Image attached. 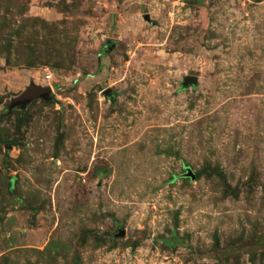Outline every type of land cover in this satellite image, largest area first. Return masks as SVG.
Returning a JSON list of instances; mask_svg holds the SVG:
<instances>
[{"label": "rangeland", "instance_id": "374dc122", "mask_svg": "<svg viewBox=\"0 0 264 264\" xmlns=\"http://www.w3.org/2000/svg\"><path fill=\"white\" fill-rule=\"evenodd\" d=\"M0 264H264V0H0Z\"/></svg>", "mask_w": 264, "mask_h": 264}, {"label": "water", "instance_id": "95a60500", "mask_svg": "<svg viewBox=\"0 0 264 264\" xmlns=\"http://www.w3.org/2000/svg\"><path fill=\"white\" fill-rule=\"evenodd\" d=\"M196 82V78L195 76H186L182 82L183 86H186L187 84L190 83H195ZM110 92V89H107L105 91V94H108ZM27 100L32 99V98H36V97H41L44 98L45 100H47L48 96H49V88H40V87H34V91L30 94H27ZM185 175H189L192 179L194 178V174L191 172V170L189 168H186V172ZM123 231V229H122Z\"/></svg>", "mask_w": 264, "mask_h": 264}, {"label": "trees", "instance_id": "16d2710c", "mask_svg": "<svg viewBox=\"0 0 264 264\" xmlns=\"http://www.w3.org/2000/svg\"><path fill=\"white\" fill-rule=\"evenodd\" d=\"M35 60L33 58H29V61L26 62L27 65L29 66H34L35 65ZM43 100H45L44 98H42ZM9 113V112H7ZM203 169H199L196 173H195V177H199L200 173H202ZM182 178H187V176H182ZM186 236H188L186 234ZM185 236V237H186ZM183 238L179 237L178 234L176 232H172L170 237H166L164 238V242L166 245L168 246H176L178 244H184Z\"/></svg>", "mask_w": 264, "mask_h": 264}, {"label": "built area", "instance_id": "2783aa9c", "mask_svg": "<svg viewBox=\"0 0 264 264\" xmlns=\"http://www.w3.org/2000/svg\"><path fill=\"white\" fill-rule=\"evenodd\" d=\"M50 76H51V74H50V73H47V74L45 75V79H49Z\"/></svg>", "mask_w": 264, "mask_h": 264}, {"label": "flooded vegetation", "instance_id": "af4514ba", "mask_svg": "<svg viewBox=\"0 0 264 264\" xmlns=\"http://www.w3.org/2000/svg\"><path fill=\"white\" fill-rule=\"evenodd\" d=\"M34 90V89H33Z\"/></svg>", "mask_w": 264, "mask_h": 264}]
</instances>
